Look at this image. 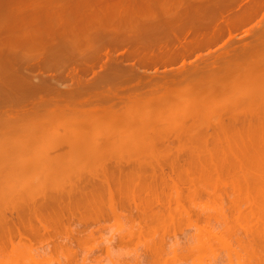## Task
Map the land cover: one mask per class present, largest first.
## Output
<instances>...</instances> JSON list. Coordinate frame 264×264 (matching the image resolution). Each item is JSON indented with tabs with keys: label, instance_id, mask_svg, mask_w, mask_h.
<instances>
[{
	"label": "rangeland",
	"instance_id": "rangeland-1",
	"mask_svg": "<svg viewBox=\"0 0 264 264\" xmlns=\"http://www.w3.org/2000/svg\"><path fill=\"white\" fill-rule=\"evenodd\" d=\"M83 1H85V2H83ZM105 1H106V3H110V4H106ZM105 1L104 0H102V1L101 0L100 1H98V0H87V1L86 0H78V2H77V0H0V58L1 57L4 58V59L1 58L0 61L3 60L6 62V60L8 58H12V59H14V61L12 60V63L13 62L14 63L11 64L10 63L11 60L9 59L8 60L9 63L7 61L6 65L9 64V66L13 65L14 67H16V65H18L17 67H20L21 64L25 65V63H26V69L27 70L23 66H21L25 69V70L23 69L24 70L23 72L26 75L28 74V76L31 79L34 78L33 79L34 82H36L35 79L38 82V78H42V76H43V78H50V80L53 81L52 82L53 84L61 85L60 87L62 88L63 91H67V90H69L70 87H71L70 88V90H71L75 86L76 82L74 79H72L71 71H72V68L74 66L79 65L78 59L77 60L73 59L71 61H70V59H67L66 55L68 54V52H71V51H72V53L77 52L76 58H79V55H78L79 50L78 49L75 50V46H77V45H75V46L73 45V47H74L73 48L72 44H70L71 42L73 43V42H77V41L79 42L80 41V43H82L83 41L85 42V40H86L85 43H94L95 45H97L96 47L98 48V45H100L101 42L102 43L107 42L109 39L112 41L114 39V37L115 38L116 37L119 38L121 36L122 37H130V39L132 38L131 41L133 42L134 41L133 36H135V40L136 39L137 40L134 41V43H132V42L131 43H128V42L125 43V45L123 46L124 48L121 47L123 42H122V44L120 43V41H118L119 43H116L117 40L112 43V45L116 44L115 47L110 45V43H111L110 41L107 42V44H109L108 46L106 45V43L102 44V45H104L103 47H105L102 49V51H105V52L109 51V50L113 51L114 48H115V50L113 52H115L117 44L118 45L120 44L121 50L119 49L118 52L116 51L115 54L118 53L117 55H119L120 53L121 54L125 53V58H127L126 57V50L128 49V47H130L129 44H131V45L136 44L138 46H135V47L140 46L142 48H144V46L146 47L147 45L150 47L152 44L155 45L156 43H157L156 46L157 47L159 46L158 48H160L161 47L160 45H163L162 42L164 44L169 43L170 45H178L179 41H177V40L181 39L180 40V42H181V41H185V38L186 39L188 38L187 40L193 38L194 33L192 34V32H193L192 30L189 31L190 28H193L196 30L200 26L201 33L208 35L210 33H207V32H210L211 29L216 26L215 29H220V32L219 31H217V32L219 33V35L221 37L218 36L217 35L218 33L216 32L217 33L216 35L219 38L217 39V37H216V39H214L215 41H213L214 43H212L208 47L207 46L203 47L202 50H200L201 49L200 48L198 51L195 50L196 52L193 51L194 56L191 54L185 56L187 58L186 61L188 62V63H186L185 66H183L181 63L182 59L185 57H183V58L181 57V59L179 58L178 61H174L176 63H174V62H171V63L166 62V64H165V62L163 64L160 63L158 65V67L156 66V64H158V63H156L155 65L142 63V64H146L148 66H146V65L141 66V64H140L141 62L139 63L135 60L136 58L131 57V59H127V60L125 59L123 61L124 62L123 64H125V63L130 64L131 63V66L128 64H126V66L128 68L129 67L133 68L132 67L133 66L132 61L134 63L137 62L138 65H137V63H135L137 69H135L134 71H137L139 73L138 74L139 76L138 75L136 76L135 72H131L132 73L131 74L128 71L126 73V75H128L130 73L128 75V77L126 75L121 76L122 78L119 77V79H118V77H114L112 79L113 82H112V80L109 81L110 79H106V82H108L107 84H105L106 82L103 83L104 81L101 83L98 82L100 84L93 85L94 87L92 86V88H89L88 90L84 91L85 93H82V94L72 95V96H69L68 94H61V95L57 94L59 96L57 98L58 101L56 103L53 101H50V100H48L49 102L44 100V99H47L49 97H52L51 95L55 96L56 94L54 95L52 93L42 92L43 95L40 94L41 96L37 95V94L34 95L32 98H31V96H29L30 97V98L28 97L29 99H27L25 101H20L19 103L7 104L5 106L4 105L1 106L2 105L1 104L0 105L1 106L0 107V114H1L0 115V151L4 150V145H6V144L8 145V143L11 147L10 149H13V147L15 146V145L13 146L14 142L11 141V143H12V145H11L9 140H14L15 138H16L15 140H17L20 138V136L24 137V135L26 136L27 134H28V136H30L29 132L31 130H32V132H30L31 135H34L32 133L36 132V135L38 133V135L41 136L40 138L43 139L45 142L46 141L48 142L49 138H52L51 136L53 134L50 131L53 129L55 131L57 130L58 132L60 131L59 134L61 136L60 135L59 136L61 138H63L64 136L65 137L66 136L71 137V136H76V135H78V136L82 135L81 137H84L85 139L81 138V145L83 144V146H81L80 149L81 150L84 149L85 151L84 150H82V151H84L86 153L88 151L87 149H89V148L91 149V147H94L93 145H95L96 142L93 143V141L99 139V137L100 138L104 137V139L106 138L107 139L106 145L112 146V148H114L115 146H113L114 145L113 142L112 143L110 142L111 140L114 141V139H112L114 137H112V136H118L121 132L122 135H119V137H117L115 140H118V138L121 139L123 136V138H125V139H123L124 143L123 144L121 143V144L123 147L125 146L126 149L128 148V150H126V149L125 150L129 151L130 149H132L133 151H135L137 158L140 154L139 157H142L141 159L144 160L146 158L149 159L148 157H151L153 153L155 154L154 150H156L157 148H159L158 151H163V148H162L163 144L160 143L161 144L160 145L159 143H157L154 145L153 144L150 145L151 142L149 141L150 143H148L147 140L149 138L151 139L153 137H158L159 134L163 136V134H165L166 132H167V134L170 135L169 132H171V134L173 133L174 135L172 134L169 137H171V139L174 141L172 144V146L173 145L175 146V147L173 146V148H172V150L174 152H175V149L177 146H180L182 144L181 147L184 148V146H186V144L190 143V146L189 145L186 146V148L189 146L186 150H188L190 148L189 150H192V152H194L196 154H198V153L202 154L203 158L207 155L209 157L208 159H210V160H208L207 156L205 157L206 159L204 158L205 160L200 157L201 160H204L202 162L206 163V165L203 163L204 167L208 166V165L209 166L207 168L205 167L206 170L204 169L205 171H203V172H196L197 169L198 170L201 169L202 166L201 167L200 166L195 167V165H194L195 170L193 169L192 171H195V173L193 172L194 174L192 177L195 176L194 178L196 180L194 179L195 180L194 181L190 176L191 179L188 178V180L186 179L185 181H187L188 185H189L190 184L189 182H191L190 180H192V183L195 182L194 184L196 186H199L200 189L206 188L207 190H210V191L213 190L211 192L212 195L209 194L210 192L207 193L204 191V195H200L199 197L195 195L197 198L193 196V198L191 199L192 202H189L190 200L189 201L185 200L186 202L183 201V204L185 203L184 206L190 205L189 207L190 208L192 207V209L195 210L194 211L191 209L192 214L195 212H198L200 214V217L203 214L206 215V213L204 212V210L206 209V211H207L206 218L207 219L209 218L208 221H210V218H212V216H213V215L210 216V214L214 213L215 216H213V217L217 218V216H218L217 212L218 211L221 212V209L219 208V207H221V201H219L220 199L216 195L217 193H218V195H219V193H221L222 195L221 194L220 195L222 196V199L224 197V201H223L224 207H226L228 209L231 208V207H228L230 204L229 203L230 200L235 201V199H236V202L231 201V203H235V206H236L237 202H238L237 204L240 203L239 204L240 206H238L240 208V212L233 211V210L231 212L229 210L228 217H226V219L228 218L227 222H226V220L223 221L226 223V225L222 222L223 214L220 213L219 216L221 218L218 216L217 220L219 221L220 219H222L219 221V222H221L222 226L220 225V223L216 224L217 221H213V220H216V218L211 219L212 225L210 226L211 221L210 222L205 221L207 219L205 217H203L204 216L203 215L202 219L204 218L203 221H205V222L201 221L202 220L201 218L199 219L201 221V223L195 221V219H194V221L199 224V225L197 224V226H196L197 228L195 226L189 224V222H188L187 218L184 216V214L180 215V213L175 212L173 215V218H172L173 220L172 219H168V221L165 220L167 222L159 221L160 227H157L158 229L156 228V226H158L159 223L157 225H153V228H152V226H150L148 228V230L146 229L144 231V233L145 232L149 233V231H150L149 229H151V231L149 233L150 235L147 233V237L151 238V242H149L150 239L148 241L147 237H145L147 240H144L145 239L144 236H146V234H144V233L140 234L139 230H136V229H133L134 231L131 230L132 224L130 221H132V220L128 219V214H129L130 208L126 207V208H128V209H126L128 212L125 209H123V211L121 209V211L123 213V215H121V213H120V215L123 216V220H122L121 216L111 214L114 212H111V209H109V207L107 205H103L104 206L103 209L107 206L105 208V214L107 212H110V213L109 214L107 213L108 216H106L107 214L105 216L103 215L104 218L103 217L102 218L104 220L101 218L102 220L100 219L99 225L97 222H96V224L92 223V222H91L92 224L90 223L91 225L88 224V226H87L88 231H90V229H91L92 230L91 234H94L93 236L88 237V236H90L89 235L90 233L88 234V231L86 230V228H85V230L87 233H85V234L83 233V230H84L83 227H86L83 225L82 227L81 226L77 227L78 230L80 227L83 229L82 231H80L81 228L79 230L82 233V235L84 234L83 237H82V235H80L81 233L79 234V231H78V233L74 232L72 234L68 232L69 235H71V237L72 236L74 237V239H72L73 237L72 238L70 236L68 237V235L66 237V233H67L66 230H62V232H60L58 234L59 236L57 235V237H54L55 240L53 238V240L55 242L59 241L61 243L63 241L62 245L66 243L67 246L71 247L72 252H70L69 249L66 248L67 247L66 245L65 246L55 245L56 243L52 239H48L47 242H45L46 240L44 241L42 238H39L38 240H37V238H34V240L32 238V247L29 250L30 253L27 252V254L26 253L24 254L21 252L20 253L17 252L18 254L15 253L14 255L11 256V259H13V261L9 260L10 256L3 254V255H0L1 256L0 259L5 258L6 260L2 259V260H0V263L8 264V263L12 262L11 264H51V262H52V264H137V263L138 264H140V263L144 264L145 262H148V261L142 260L144 254L147 250L151 255L147 252V254H145V255L148 256V254H149L150 257H147V259H145V260H149V262H148L149 264H152L151 263L152 260L154 261L153 264H156V263L157 264H161V263L162 264H229V263L230 264H264V251H263L264 250V241H263L264 240V238H263L264 228L262 229L263 232H261V228H262L261 223L262 222H263L262 226L264 227V221H263L264 220V218H263L264 217V212H263L264 211V198H263L264 197V194H263L264 193V181H263L264 180V169L262 170V168H264V148H262L264 146V139H263L264 138V126H263L264 125V118H263V116H264L263 111L264 110L262 111V109H264V107L259 108L261 104H262V106L264 105V100H263L264 99L263 98L264 92H263V94L261 93L262 92L261 90L259 92V89H261L260 86L262 84H263L262 88H264L263 87L264 83H262V81L264 82V78H263L264 72L262 73V70L264 71V26L262 25L263 27H261V24L259 25V23H258V21H260V18L262 16V15H260V13L262 12L261 10L264 8H262V9L260 8L261 9L260 13H259V15H257L258 18L256 17L255 19H252L249 22H246V24L244 23L245 21L242 19L241 20L242 22L239 21L238 22L239 26H237L238 23L236 24L234 21L231 22L232 19L230 17L233 16L234 12H236V9L238 11V9L242 6H244L243 4H246L249 0H238V1L237 0H231V1L230 0H109L110 2L108 0H105ZM236 3H239V4L237 5ZM231 4L234 6H232ZM240 5H242V6H240ZM238 6H239V8H238ZM232 8L235 11L232 10ZM208 9L209 10L213 9V10L212 11L210 10L211 11L210 12ZM159 10H160V13H159ZM162 10H164V11H162ZM151 11H153L154 13H152ZM157 11H158V13H157ZM192 11H193V13H195L197 15L195 16L192 13ZM197 11H198V13H197ZM230 11H234V12H232L233 14ZM212 14H215V15H212ZM208 17H210V18H208ZM211 17H213V18L216 17L217 21L220 19L221 22L222 21H224V22H222V24H221L220 21L219 22L216 21V18L213 19ZM168 19H169V21H168ZM177 19L181 21V24L179 23L180 21H178ZM182 20H183V22H182ZM213 20L216 21L217 25H215V22ZM188 21L193 22V23L191 22L190 25L191 24L197 25L196 26L197 28L190 27V25H189V27L187 28L189 33L185 32V31H187L186 25H187V23L189 24ZM169 22H170V24H169ZM207 22H208V24H207ZM218 23L222 26H220ZM231 23H234L235 26H233V27L235 30L232 28ZM242 23H244V25ZM176 24L178 25L177 27H176ZM193 25H191V26H193ZM208 25H209V27H208ZM210 25L213 27L210 28ZM130 26H132V27H130ZM141 26H143V28H145V29L142 30ZM156 26L159 28H157ZM179 27L180 28L185 27L184 28L185 35H184V33H182V35H181V32H180V34L177 33L178 30L183 32V28H182V30H180ZM139 28H141V30ZM146 28H148V29H146ZM166 28L168 29V31H166L167 30ZM169 28H171V29H169ZM91 29H93V31ZM158 29H163V30H159V33H158ZM175 29H177V30H175ZM231 29H233V30H231ZM111 30L113 32H111ZM214 30H212V31L215 33ZM246 30H248L247 32H249V31H251V32L247 33V32H245ZM140 31H142V32H140ZM155 31L157 32V34L155 33ZM163 31H164V34H163ZM151 32H153L154 34H152ZM190 32H191V34H190ZM106 33H107V35H106ZM146 33H147V35H145ZM148 33H150V35ZM174 33L178 34V36H180V39H179V37H175ZM230 33H231V35H230ZM130 34H131V36L132 35L133 36L132 37L129 36ZM223 34H224V36H223ZM148 35L151 38L150 37L148 38L147 37ZM216 35L214 34V37ZM159 36H161V37H159ZM232 37H233V39H232ZM145 38H146V40L147 39L148 40L145 41ZM154 38H156V39L158 38V39L156 40ZM165 38L168 40H166ZM220 38H221V40H219ZM56 42L59 44H57ZM60 42L61 43L63 42V43L61 44ZM146 42H148L149 44L145 45ZM65 43H69V44H66L67 45L66 46ZM96 43H98V44H96ZM150 43H152V44H150ZM95 45L92 46V48L94 47L96 49ZM102 45H100V46L102 47ZM134 45L132 46L133 48H134ZM69 46H70V48H68ZM110 46H112L113 50L111 49ZM156 46H154V48H156ZM58 47H59V49H58ZM132 47H130V48L132 49ZM149 47H148V49L151 50L152 48L151 47L149 48ZM152 47H153V45H152ZM65 48L68 49L69 51H66V50L64 51L63 49H65ZM83 48L84 47H82V49ZM56 49H57V51H56ZM131 49H129V50H131ZM51 51L52 52L55 51V52L51 55ZM62 51L64 52L63 53L64 55L61 56ZM102 53H104V52H102ZM34 54H35V56H34ZM199 54L203 55V56L201 55V58H204L203 59L204 61H202V62L197 61L196 56H199ZM30 56L31 57H37L38 56L37 58H35V59H38V61L37 60H34V61H37L36 63L37 64L39 63L40 66H42L40 69H39V67H38V69L35 68L36 65L34 66V64H35V63H33L34 61L31 62L30 60H32V59L28 58ZM68 56H69V54H68ZM26 57H27V60H29L33 64L31 66H34V68H32L30 65H28V64H30V63H28L29 61L28 62H26L27 60L25 61L24 58H26ZM63 57L64 58L66 57V59L69 60L68 62H70V63L65 61L66 59L64 60ZM5 58H7V59L5 60ZM70 58H71V56H70ZM15 59L17 60L16 62H15ZM57 59H59V60H57ZM75 61L77 63L76 65L74 64ZM5 62L4 63H2V61L0 62V73L2 71L7 72L9 70H11V71L15 70V68L13 66L10 67L11 69L9 67L4 68ZM192 63H194V65ZM139 64L141 66L140 69H138L140 67ZM71 65L72 66L74 65V66L72 67ZM97 65L98 64H96V67L99 68ZM144 66H146V67H144ZM261 66H263V67H261ZM17 67H16V69H17ZM6 68H9V69L7 70ZM100 69H99V71L101 73L102 70H100ZM43 70H45V71H43ZM255 70H258V71H255ZM92 71L93 70H90L89 72H87V74L85 73V77L88 79L93 78V75L95 74V72L93 73ZM255 72L258 74L253 76V74ZM259 72L262 74L263 77L260 76L261 74ZM2 73L0 74L1 76H2ZM41 73H44L45 76H47V77H45L44 74L41 75ZM258 75H259L258 82L255 80L253 82V79H251L252 76L257 80ZM82 76H84V73L82 74ZM124 77H126V78H124ZM131 77H133V78H131ZM0 78H2V77H0ZM261 79H263V80H261ZM1 81L3 82V80H0V82ZM255 83L257 85H258V83H260L259 84L260 86L258 85L259 87H255L256 86ZM96 86H98V87H96ZM252 86H254V88L258 89V90H256V89L254 90V92H256V93L258 92L257 95H256V93H255V95H253V91L252 92L250 91V90L254 89ZM116 91H117L116 95L119 94V96H115L114 93ZM249 92H250V94H249ZM138 93H139V95H141L140 100L138 99L139 95L138 96L136 95ZM260 93L262 95L261 98L259 96ZM93 94H96V95H93ZM100 94H101V96L104 95V96H102L103 97L102 99H100ZM143 94H145V95L143 96ZM97 95H99V99L97 98L98 97ZM106 95H108V96H106ZM248 95L249 96L251 95V99H252V96L254 98L251 100L249 97L248 99L251 100L249 102H251V103L253 102L254 104L253 103L252 104L253 105L256 104L257 105L256 107L259 108V109L255 108L257 111L259 110V112L256 114H255L256 110L254 108H252V104L250 103L251 105H249V102L246 101V99L243 97V96L246 97ZM91 96L93 98H90ZM241 96L243 97V99ZM94 97L97 99L95 100ZM87 98L94 99L95 101L90 100L88 102V101H86ZM108 98H110V100ZM119 98H120V101H119ZM134 99L141 101V102H139V104L135 103V105L136 104L138 105L137 107L135 106L136 107L135 110L139 111L138 113H141V115H142V111L145 113L144 108L152 111V112H150V116L147 118L148 120H146V121H148V122L153 121L152 123H154V124L156 122V124H158L157 127H156V125L149 124V126L153 125V126H150V128L152 129V127H153V129L152 130L150 128L148 129V127H149L148 126V127H146V129H147L146 130L145 127L142 128L143 126L142 127H140L139 125L137 126L135 123H134L135 125H131V124H133V122H131L130 125H127L126 123H124V122L129 121V120L134 121V116H132V112H130V110H128L132 106L131 103L134 101ZM239 100H240V102H239ZM261 100H263V101H261ZM42 101H43V103H42ZM83 101H85L87 103H85ZM247 102H248L249 106H247ZM258 102H260V103H258ZM258 104H260V105H258ZM54 105L56 106V108ZM126 105H128V106H126ZM129 105H131V106H129ZM216 105H218V106H216ZM232 105H236L234 107V109L235 108L236 109L235 110L233 109L230 111L229 109H230V106H232ZM57 106H58V108H57ZM114 106H115V108H114ZM209 106H211L213 108V110H210L211 107L209 108ZM224 106H225V109H223ZM53 107L55 110L53 109ZM92 107H94V109ZM96 107H97V109L98 108L100 109L102 107H103L102 109H104V108L107 109L108 107H110L112 109H110V108H109V110L104 109V110H106L104 112H103V110L101 111V109H100V112H98L99 109L97 110ZM216 107H218V108L221 107V108L219 110V109H216ZM249 107H251V108H249ZM35 108H38L39 110L37 111V109H35ZM46 108L47 109L52 108V109L47 110ZM86 108H88V110L93 109V111L96 109L98 113L96 111L88 112ZM248 108L251 109L250 111H252L254 109L255 110L254 113H253V111H252V113L251 112L249 113ZM57 109H58V111H57ZM61 109H62V111L60 113L63 112L66 115L63 113L62 114L59 113V110H61ZM64 109H65V112H64ZM113 109H114V112L112 111ZM126 109L128 110V112ZM206 109H207V111H205ZM208 109L210 112L212 111L211 114H213V116L210 114ZM33 110L37 111V112H34L35 114H37L39 111H42L41 112L42 114L39 113V116H37L38 115L37 114L35 117V116H33V115H35L33 113ZM43 110L44 111L46 110L45 111L46 113H48L47 111H49V114L52 112L51 116L48 114L50 118H46V113H44ZM76 110H78L79 112ZM84 110L87 111L86 112L87 115L83 114L85 112ZM244 110H245V112H244ZM73 111H74V113H78V115L75 114L77 116L74 117ZM80 111H82V112H80ZM118 111L120 112L121 115L119 114ZM260 111H262V112H260ZM135 112H134V114L136 115L137 113H135ZM220 112H221V114H220ZM55 113L60 115V116L58 117V115H56ZM91 113H94L96 116H90ZM7 114L8 115L11 114V116L10 115L8 116ZM190 114L192 115V117ZM232 114L235 115V117L233 115L234 118L232 117ZM40 115H43L44 119H43V116H41L42 118H40ZM117 115H119L118 119L116 118ZM122 115H124V116H122ZM89 116L91 118L92 117L93 118L91 119ZM126 116L127 117L129 116V118H126ZM137 116H138V114H137ZM231 117L234 120H235V118H236V120L238 119V121L235 120L236 121V123H235L234 120L231 119ZM34 118L36 119V122L37 121L42 122V120L49 121L51 118H52V121L50 120L49 121L50 123L48 122L47 125L43 124V126L46 127L45 129H44V127H41L43 130L40 129V125H39V127H38L39 130H37L36 127H33V126L30 127L31 124L29 122L35 121ZM135 118H136V116H135ZM139 118H141V117H139ZM250 118H251V121H249ZM142 119L143 118H141V120ZM222 119L226 122L225 124H227L229 121H232V123L234 122L233 123L234 127L231 126L232 129L230 130V128H229V131L227 129L226 135L224 134V131H223L225 129L220 131L217 127L218 121L219 120L221 121ZM121 120L123 121V125L117 124V127H119L121 125L120 127L122 128V130H121V128H118L120 130L117 129V131H116V129H115L116 126H115V128H113L115 130V132L113 133L114 130L111 129L112 126H110V125H113L115 122H119V121L121 122ZM27 121H29V122L27 123ZM74 121H77V124H78V121H79V123L82 122V123H80V126H81L80 130L81 131H79V132H81L80 133L81 135L79 134V132H78V134H76V131L79 128V125H74V123H75ZM7 122H10V123L8 124ZM46 122H45V124H46ZM52 122H53V125H52ZM112 122H114V123H112ZM135 122H138V120L135 119ZM242 122H244V124ZM246 122L248 124H251V122H252L253 124H251V126L249 127ZM4 123H6L7 126H5ZM11 123H13V124H11ZM23 123H25V125H23ZM230 123L227 124L228 126L226 125L227 127L225 125L224 126L226 128H228V127H230V125H229ZM20 124H22V125H20ZM191 124H192V126H191ZM236 124H237V126H236ZM163 125H165V127ZM4 126L7 128H5ZM11 126H13V127H11ZM166 126H168L169 128L168 127L166 128ZM235 126L237 128H235ZM8 127L9 128L11 127L12 129L11 128L9 129ZM27 127H28V130H26ZM29 127L31 129H29ZM47 127H49V129ZM136 127H140V128H136ZM155 127H156L157 131H155ZM159 127H160V129H159ZM174 127H177V129ZM245 127H247V128H245ZM163 128H165V130ZM172 128H174V130H172ZM248 128H250V129L248 130ZM252 128L254 129L253 134H255V133H257V134L253 135L251 133ZM255 129L257 130V132ZM19 130H21V131H19ZM234 130L235 131L237 130L238 133H235ZM42 131H43V133H42ZM44 131L46 132L45 133L46 137H43L45 135H42V134H44ZM47 131H49V132H47ZM124 131H126V132H124ZM141 131H143V132H141ZM239 131L241 133H239ZM154 132L155 133L157 132V134H155ZM162 132H165V133L162 134ZM249 132H250V134H249ZM1 133H3V134H1ZM130 133H133V134H130ZM109 134L110 135L112 134V136L110 137ZM153 134H154V136H153ZM47 135L48 136L50 135V137H48ZM176 135L180 136L181 139H183V137H184L185 140L183 139L184 141L183 140L181 141V139L179 140V138L176 137L181 142V144H179L178 143L179 141H177V139L174 138ZM223 135H224V137H223ZM227 135H228V137H227ZM101 136H103V137H101ZM143 137L145 138L144 140L142 139ZM189 138L192 140V142ZM234 138H236V139H234ZM3 139L5 141H3ZM256 139L257 140L259 139L260 141L259 140L257 141ZM261 139H263V140L261 141ZM43 140H41V141H43ZM125 140H126V142H125ZM4 143H6V144H4ZM176 143H178V144H176ZM33 145L34 144H30V147H32ZM66 145H68V143H66L63 146L64 148L61 146V144L58 145V147L56 148V149H58L57 153L69 152L67 150L70 149L69 148L70 146L68 145L69 146L68 147ZM103 145H105V144H103ZM128 145H129V147H128ZM133 145L135 148H130L131 146L133 147ZM123 147H121V148H120V146L117 147V152H121V151L124 152L123 150H121V149L125 148V147L124 148ZM181 147L180 148L178 147V148L182 149ZM6 148L8 149V146H5V150H4L5 152L7 150ZM203 148H204V150H203ZM231 148H233V149H231ZM250 148H251V150H250ZM10 149L7 151L10 152L11 151ZM80 149L78 148L76 150L81 152ZM134 149H136V150H134ZM243 150H245V152ZM197 151H198V153H197ZM52 152H54L53 154H55L56 150L51 151V153ZM115 152H116V149H115ZM142 152H145V153H142ZM183 152H184V150H183ZM135 153L133 152V154H135ZM254 153L258 154V156L256 154L254 155ZM241 154H243L242 155L243 157L241 156ZM212 155H213V159L211 158ZM28 156H26V157H28ZM222 156H223V159H222ZM217 157H219V159ZM23 158H24V156H23ZM214 158H215V160H214ZM86 159L89 160V164L88 165L86 164V165L90 171L91 170L99 171V170H96V169H99V167L96 164V162H94V160H91L90 158L89 159L85 158V160ZM192 159H193V162H194V160H195V162L199 161L197 158L195 159V157ZM211 159H212V161H211ZM253 159H255V160H253ZM195 162H194V164H195ZM231 162H233V163H231ZM244 162H245V164H243ZM1 163H2V161L0 160V164ZM131 163H129V164H131ZM2 164H5V163H2ZM2 164H1V169H4L2 167H5V170H7V172L9 171L8 170L9 167H10V169L12 168L9 165H8L9 167L6 166L7 164H5V165H2ZM133 164H135V163H133ZM133 164H132V166H133ZM197 164H198V162H197ZM197 164H196V166H197ZM249 164H250V167H248ZM41 166H43L45 168L44 173L48 171V170L46 171V169L50 168L49 165L44 166L43 164H40V168L42 170H44V168H42ZM81 166L83 167V170L89 172V170H86V167H84L85 165L84 166L81 165ZM31 167L29 170H28L29 167H27V169H25V170H23V168H25V167H21L22 168L21 171H20L21 168L17 170L18 171L17 176H16L17 171L15 173L12 172L15 176L11 175L12 173L9 174V173L5 172V173H7V175L5 173H4L5 175L4 174L3 175L8 177V174H9V178H10V179L8 178L9 180L7 179L9 181L7 183L5 182L6 181L5 179L7 177L5 178V177H3V175H0V181L4 180L2 183L0 182L1 183L0 185L3 186V185L8 184L7 186L9 188L5 192L3 190H5L7 188L0 189V192H1V194H0V201L1 202L0 203H3L5 201L6 202L11 201L12 196L10 197V195H11L10 191L12 192V190H16L15 187L21 188L25 184L30 186L34 182L36 184V186L38 184L40 186H42V187H40L38 185V188L40 187L39 189L38 188L33 189L34 193L38 192V190L43 188V185H41L43 183L42 178L44 175H46V173L42 176L43 171H40L39 167H38V171H36L37 167L33 166L32 168L34 169V172H32L33 169ZM34 167L36 168V170ZM125 167H127V166H125ZM129 167H131V165L128 166V168ZM247 169H251V171L247 170ZM22 171L25 173L27 172L26 173L27 175L25 173H23ZM28 171H31L32 174L29 173ZM259 172H260V174H259ZM186 175H187V173H186ZM189 175H190V173H189ZM172 176L174 177L172 179L176 180V179H178V176H180V175H177V177H176L174 174H172ZM181 176H182V174H181ZM183 176H185V175L183 174ZM13 177H15V178H13ZM20 178L23 180H21ZM31 178H32V180L33 179L34 180L32 181ZM182 178L183 177H181V179ZM186 178H187V176H186ZM27 179L29 182L31 180L32 184L29 185V182L26 183ZM44 180H45V177H44ZM38 181H40L41 184ZM168 182L171 183V181H168ZM187 182L184 183L185 185L182 183H180V184H182L185 188V186H188ZM259 182H261V183H259ZM48 185H49L48 183H47V185L45 183L44 186L48 187L47 188L48 190H46V191L50 192V188L52 186H50V188H49ZM50 185H51V183H50ZM235 186H236V188H235ZM34 187H35V185H34ZM46 187H45V189H46ZM208 187H209V189H208ZM10 188H12V189H10ZM28 188H30V187H28ZM214 189H216V191H215V193L217 192L216 194L215 193L213 194ZM217 189H218V191H217ZM235 190H237V192H235ZM256 190H258V191H256ZM166 191L170 192L169 189L168 190L166 189ZM185 191H186V189L184 190V193H186ZM17 192H18L17 196H19L20 195L19 193H21V191L20 190L18 191V189H17ZM168 192L165 193L166 194L165 197H167L169 195ZM256 192H257V194H256ZM8 193L10 195H7ZM22 193L24 195H26L25 190H22ZM201 194H203V193H201ZM21 195H20V197H22ZM172 195H173V193H172ZM214 195L217 197H214ZM6 196H9L10 198L6 199L7 198ZM17 196H15V197H17ZM37 196H38L37 199H39L40 198L39 195H37ZM15 197H12V199ZM170 197L171 196H169L168 199H170ZM174 197L175 196H173V198ZM232 197H233V199H232ZM173 198H172L171 203L175 204V199H173ZM4 199H6V200H4ZM17 199H19V198H17ZM40 199H42V198H40ZM165 199L167 201V198H165ZM13 200H15V199H13ZM19 200H21V198ZM19 200H16V201H19ZM103 200L106 203V201H108L107 196H106V201H105V198H103ZM257 200L260 203L257 202ZM194 202H196V203H194ZM188 203H190V204H188ZM226 203H227V205H226ZM194 204H195V206H194ZM172 206L175 207V205H172ZM198 206H200V208ZM231 206H234V205L232 204ZM189 207H187V208H189ZM201 207L203 208L204 213L202 212ZM217 208H219V209H217ZM200 209H201V211H199ZM119 210L120 209H118L117 212H121ZM124 210L126 211L125 213H124ZM135 213L136 212H134V214ZM198 213L196 215H198ZM216 213H217V215H216ZM114 214H119V213H114ZM193 216H195V215L193 214L192 217ZM175 217H177V218L175 219ZM195 218H197V217L195 216ZM169 220L171 223L173 222V225L170 224ZM76 221L77 220H75V221L73 220V223H72V221H70L72 224L71 225L69 223L70 227L76 228V225L78 224ZM163 222L166 224H164ZM213 222H214V224H213ZM161 223L163 224L164 227L161 226ZM167 223H169L171 226H167L168 225ZM227 223H228V225H227ZM152 224H154V223H152ZM89 225H90V227H89ZM128 225H129V227H128ZM216 225H218L220 227L218 228V227H216ZM124 226L126 227V228H124V230L125 229L127 230L131 227L129 230H127L129 233L126 232L123 234V232H124L123 227ZM209 226L211 227V230H210ZM213 226H215V229H213L214 228ZM198 227H199V229H198ZM216 228L218 229V233H217ZM256 228H258V230ZM93 229H94V231H93ZM219 229H223V230H219ZM85 230H84V232H85ZM219 231H220V233H219ZM73 234L77 235L78 239ZM125 234H127L128 236ZM199 234H203V235H199ZM256 234H258L257 237H256ZM259 234L261 235V237L259 236ZM122 235H124L125 238ZM120 236H121V240L123 239L122 240L123 242L120 240ZM153 236H154V238H153ZM75 237L77 239L76 241H75ZM80 237L88 238V239L79 240ZM134 237H136V238H134ZM140 237L143 239H141ZM161 237L163 238V241H164V242H162L163 244L162 243L160 244L159 242H157V241H160V242L162 241ZM65 238L66 239L68 238V240H66ZM69 238H71V239H69ZM133 238H134V240H133ZM200 238H202V239H200ZM258 238H261V239H258ZM188 239H189V241H188ZM69 240H72V241L69 242ZM73 240H74V244H73ZM152 240L153 241L155 240L157 243H155V242L152 243ZM238 240H240V241H238ZM77 241H80V242H77ZM145 241L150 244L149 245L148 243H146L148 246H150L148 248H152L153 246L155 248V247H157V244H160L162 246V248L164 246L163 252L161 249V252L163 253V254H160L161 256L159 254L156 255V253H155L156 256H160V257H158V259L154 258V259H156V261L153 259L154 256H152V255H154V252H153V254L151 252L154 248L148 249L147 245L144 243ZM151 243L154 245H151ZM181 243H182V245H181ZM70 244H71V246H70ZM173 244H175L176 246L175 245L173 246ZM186 245H188V246H186ZM261 245H263V246H261ZM172 248H173V250H172ZM7 249L10 250L11 248L9 247ZM159 249H160V247L159 248L157 247V248H155L154 251H157ZM73 250H75V252ZM149 250H151V251H149ZM5 252H7V251H5ZM131 252H132V254H131ZM73 253H74V255H73ZM137 253H138V255H136ZM158 253H159V251H158ZM29 254H30V256H29ZM146 256H144V258ZM133 258L136 259L137 261L134 260ZM7 260H8V263L6 262ZM14 260H15V262H14ZM157 260H159V261L157 262ZM139 261H140V263H139ZM148 263H146V264H148Z\"/></svg>",
	"mask_w": 264,
	"mask_h": 264
},
{
	"label": "bare ground",
	"instance_id": "bare-ground-1",
	"mask_svg": "<svg viewBox=\"0 0 264 264\" xmlns=\"http://www.w3.org/2000/svg\"><path fill=\"white\" fill-rule=\"evenodd\" d=\"M87 1V0H86ZM98 1H100V0H98ZM102 1V0H101ZM105 1V0H104ZM109 1V0H108ZM231 1V0H230ZM238 1V0H237ZM236 1V2H237ZM74 2V1H73ZM77 2H78V0H77ZM83 2H85V1H83ZM110 2V1H109ZM215 2V1H214ZM218 2V1H217ZM216 2V3H217ZM225 2V1H224ZM233 2V1H232ZM231 2V3H232ZM105 3H106V1H105ZM229 3V2H228ZM106 4H110V3H106ZM105 4V5H106ZM158 4V3H157ZM230 4V3H229ZM235 4V3H234ZM237 5L239 4V3H236ZM72 5V4H71ZM95 5V4H94ZM137 5V4H136ZM215 5V4H214ZM223 5V4H222ZM226 5V4H225ZM232 5V4H231ZM244 6H242V5H240V6H242V7H240L239 8V6H238V11H237V9H236V12H234L235 10L232 8V10H234V11H230L231 13L232 12H234V14H233V18L232 17H230L231 19V22L232 21H234L236 24L240 21V22H242L241 20L243 19L244 21V23L246 24V22H249L250 20H252V19H255L256 17H257V15H259V13H260V10L262 9V8H264V0H249L246 4H243ZM108 6V5H107ZM221 6V5H220ZM232 6H234V5H232ZM262 6V7H261ZM70 7V6H69ZM102 7V6H101ZM119 7V6H118ZM225 7V6H224ZM228 7V6H227ZM97 8V7H96ZM100 8V7H99ZM261 8V9H260ZM105 9V8H104ZM196 10V9H195ZM201 10V9H200ZM209 10V9H208ZM211 11L213 10V9H210ZM209 10V11H210ZM215 10V9H214ZM162 11H164V10H162ZM210 11V12H211ZM222 11V10H221ZM262 12L260 13V15H262L261 16V18H260V21H258V23H259V25L261 24V27H263L264 26V9H262L261 10ZM100 12V11H99ZM152 13H154L153 11H151ZM195 12V11H194ZM207 12V11H206ZM229 12V11H228ZM157 13H158V11H157ZM159 13H160V10H159ZM192 13H193V11H192ZM197 13H198V11H197ZM200 13V12H199ZM195 16L197 15V14H195V13H193ZM217 14V13H216ZM219 14V13H218ZM63 15V14H62ZM212 15H215V14H212ZM220 15V14H219ZM179 17V16H178ZM177 17V18H178ZM208 18H210V17H208ZM211 18H213V17H211ZM214 18H216V17H214ZM213 18V19H214ZM220 18V17H219ZM222 18V17H221ZM224 18V17H223ZM258 18V17H257ZM181 19V18H180ZM175 20V19H174ZM178 20V19H177ZM166 21V20H165ZM168 21H169V19H168ZM167 21V22H168ZM176 21V20H175ZM178 21H180V20H178ZM177 21V22H178ZM214 22H215V25H217V23H216V21H217V18H216V21L215 20H213ZM220 21V19L217 21V22H219ZM182 22H183V20H182ZM189 22V24L187 23V25H186V30L187 31H185V32H188L189 33V31H193L192 32V34L194 33V36H193V38H191V39H189V40H187L186 38H185V41H181L180 42V36H178V34H176V33H174V36L175 37H179V39L180 40H177V41H179L178 43V45H170L169 43H167V44H164L163 42H162V44L163 45H160L161 47L160 48H158L156 45H157V43L154 45V44H152V43H150V44H152L153 45V47H152V45L150 46L152 49L151 50H149L148 49V45L147 44H149L148 42H146V44L145 45H147L146 47L144 46V48H142V47H135V46H138V45H134V48L132 47L133 45H131V44H129V46L130 47H132V49L130 48V47H128V51L126 50V57L127 58H125V53L122 55L121 53L119 54V55H117V54H115L116 53V51L118 52V50L120 49V44L118 45L117 44V46H116V51L115 52H113L114 50H115V45L113 44L112 45V43L114 42V41H116V43H119L118 41H120V43L122 44V42H123V44H122V48H124L123 46L125 45V43H131L132 41V38L130 39V37H119V38H115L114 37V39L111 41L110 39L108 40V41H110L111 43H110V45H112V46H114L113 48H114V50L112 49V46H110L111 47V49L113 50V51H111V50H109V51H102V49L103 48H105V47H103L104 45H102L103 43L105 44L106 43V45L108 46L109 44H107V42H101L100 43V45H102V47L100 46V45H98V48L96 47L97 45H95L94 43H85L86 42V40H85V42L83 41H81L82 43H80V41L77 43V42H69L70 44H72V47H73V45L75 46V45H77V46H75V50L76 49H78L79 50V58H76L77 57V55H76V53L75 52H73L72 53V51L71 52H68V54H69V56H68V54L66 55L67 56V59H70V61L71 60H77L78 59V63H79V65H76L77 63H76V61H75V65L76 66H72L73 68H72V71H71V74H72V79H74L75 80V86L73 87V89H71L70 90V88H69V90H67V91H63L62 90V88L60 87L61 85H56V84H53L52 82V80H50V78H43V76H42V78H38V82H37V80L35 79V81L37 82H34L33 81V79H31L29 76H28V74L26 75L23 71L26 69V63H25V65L24 64H21L20 65V67H17L18 65H16V67H17V69H16V67H14L13 65H10L9 66V64L8 65H6L7 64V61L10 59L11 60V64H13L12 63V60L14 61V59H12V58H5V60H6V62L5 61H3V60H1L2 61V63H4L5 62V66H4V68L5 67H14L15 68V70L14 71H11V70H9V71H2L1 73H2V76L0 75V77H2V78H0V80H3V82L1 81L0 82V105L1 106H5V105H7V104H15V103H19L20 101H25V100H27V99H29L30 97L29 96H31V98L34 96V95H43L42 94V92H48V93H52V94H56L55 96H53V95H51L52 97H49V98H47V99H44L45 101H48V100H50V101H53V102H57L58 101V96L59 95H57V94H68L69 96H72V95H78V94H82V93H85L84 91H86V90H88L89 88H92V86L93 85H95V84H100L101 82H103V83H105L106 82V79H110L109 81H111L114 77H118V79H119V77H121V76H125L126 75V73L129 71L130 73L131 72H135V74H136V76L139 74L137 71H134L135 69H137V67H136V64L135 63H137V62H141L140 64H141V66L142 65H146V64H156V63H158V64H156V66L158 67V65L160 64V63H164L165 62V64H166V62H174V61H178L179 60V58L181 59V57L183 58V57H185V56H187V55H193V51L194 52H196L195 50H199L200 48V50H202V48L203 47H208V46H210L212 43H214L213 41H215L214 39H216V37H217V39L219 38L218 36H220L219 35V33L217 32V31H219L220 32V29H215V27L214 28H212L213 26H211L210 25V28H212L211 29V31L210 32H207V33H210V34H208V35H206V34H203V33H201V28H200V26L197 28L196 26L197 25H193V24H191V25H193V26H191L190 25V23L192 22H190V21H188ZM205 22V21H204ZM209 22V21H208ZM208 22H207V24H208ZM222 22H224V21H222ZM222 22L220 21V23L222 24ZM230 22V21H229ZM257 22V21H256ZM175 23V22H174ZM180 24H181V21L179 22ZM178 23V24H179ZM193 23V22H192ZM196 23V22H195ZM244 23H242L243 25H244ZM146 24V23H145ZM164 24V23H163ZM166 24V23H165ZM169 24H170V22H169ZM172 24V23H171ZM184 24V23H183ZM219 24V23H218ZM256 24V23H255ZM135 25V24H134ZM138 25V24H137ZM136 25V26H137ZM149 25V24H148ZM174 25V24H173ZM189 25H190V27H194V28H197L196 30L195 29H193V28H190L189 29V31H188V27H189ZM220 25V24H219ZM263 25V26H262ZM150 26V25H149ZM158 26V25H157ZM156 26V27H157ZM160 26V25H159ZM163 26V25H162ZM178 25L176 24V27H177ZM220 26H222V25H220ZM219 26V27H220ZM231 26H232V28L234 29V27L233 26H235L234 25V23H231ZM237 26H239V23H238V25ZM236 26V27H237ZM241 26V25H240ZM254 26V25H253ZM257 26V25H256ZM126 27V26H125ZM130 27H132V26H130ZM140 27V26H139ZM142 27V30L143 29H145V28H143V26H141ZM164 27V26H163ZM170 27V26H169ZM208 27H209V25H208ZM218 27V26H217ZM228 27V26H227ZM235 27V28H236ZM107 28V27H106ZM155 28V27H154ZM157 28H159V27H157ZM161 28V27H160ZM168 28V27H167ZM166 28V29H167ZM183 28V27H182ZM182 28H180L179 27V29L180 30H182ZM185 28V27H184ZM184 28H183V32L182 31H179L178 30V32L177 33H179L180 34V32H181V35H182V33H184ZM222 28V27H221ZM255 28V27H254ZM128 29V28H127ZM140 30H141V28H139ZM138 29V30H139ZM146 29H148V28H146ZM151 29V28H150ZM169 29H171V28H169ZM209 29V28H208ZM215 29V30H214ZM233 29H231V30H233ZM237 29V28H236ZM92 31H93V29H91ZM98 30V29H97ZM105 30V29H104ZM122 30V29H121ZM132 30V29H131ZM130 30V31H131ZM159 30H163V29H158V33H159ZM175 30H177V29H175ZM210 30V29H209ZM212 30H214L215 31V33L212 31ZM222 30V29H221ZM235 30V29H234ZM250 30V29H249ZM106 31V30H105ZM110 31V30H109ZM166 31H168V29L166 30ZM248 30H246L245 32H247ZM111 32H113L112 30H111ZM115 32V31H114ZM135 32V31H134ZM133 32V33H134ZM140 32H142V31H140ZM149 32V31H148ZM218 34H217V33ZM223 32V31H222ZM221 32V33H222ZM230 32V31H229ZM228 32V33H229ZM249 32H251V31H249ZM249 32H247V33H249ZM137 33V32H136ZM152 34H154L153 32H151ZM155 33L157 34V32L155 31ZM169 33V32H168ZM187 33V34H188ZM216 35L215 37H214V34ZM233 33V32H232ZM149 35H150V33H148ZM163 34H164V31H163ZM190 34H191V32H190ZM225 34V33H224ZM224 34H223V36H224ZM102 35V34H101ZM106 35H107V33H106ZM126 35V34H125ZM143 35V34H142ZM145 35H147V33L145 34ZM147 36L148 38L150 37V36ZM169 35V34H168ZM177 35V36H176ZM184 35H185V33H184ZM230 35H231V33H230ZM129 36H131V34L129 35ZM133 36V35H132ZM131 36V37H132ZM139 36V35H138ZM137 36V37H138ZM156 36V35H155ZM163 36V35H162ZM233 36V35H232ZM100 37V36H99ZM134 37V41H136L135 40V36H133ZM136 37V38H137ZM158 37V36H157ZM159 37H161V36H159ZM184 37V36H183ZM221 37V36H220ZM239 37V36H238ZM151 38V37H150ZM170 38V37H169ZM231 38V37H230ZM229 38V39H230ZM100 39V38H99ZM143 39V38H142ZM154 39H156V38H154ZM153 39V40H154ZM158 39V38H157ZM156 39V40H157ZM166 39V38H165ZM164 39V40H165ZM178 39V38H177ZM223 39V38H222ZM232 39H233V37H232ZM104 40V39H103ZM102 40V41H103ZM148 40V39H147ZM146 40V38H145V41H147ZM152 40V39H151ZM166 40H168V39H166ZM219 40H221V38L219 39ZM90 41V40H89ZM134 41L132 42V43H134ZM139 42V41H138ZM143 42V41H142ZM157 42V41H156ZM228 42V41H227ZM54 43V42H53ZM57 43V42H56ZM61 43V42H60ZM63 43V42H62ZM61 43V44H62ZM69 43H65V45L66 44H69ZM99 43V42H98ZM98 43H96V44H98ZM136 43V42H135ZM140 43V42H139ZM161 43V42H160ZM50 44V43H49ZM48 44V45H49ZM57 44H59V43H57ZM177 44V43H176ZM23 45V44H22ZM26 45V44H25ZM38 45V44H37ZM95 45V47H96V49L93 47L92 48V46H94ZM67 46V45H66ZM101 48H100V47ZM154 46H156V48H154ZM193 46V47H192ZM53 47V46H52ZM82 47H84L83 49H82ZM109 47V48H110ZM119 47V48H118ZM149 47V48H150ZM68 48H70V46L68 47ZM74 48V47H73ZM107 48V47H106ZM118 48V49H117ZM127 48V47H126ZM158 48V49H157ZM53 49V48H52ZM58 49H59V47H58ZM61 49V48H60ZM129 49H131V50H129ZM155 49V50H154ZM54 50V49H53ZM64 51L66 50V51H69L68 49H63ZM107 50V49H106ZM121 50V49H120ZM124 50V51H125ZM56 51H57V49H56ZM123 51V52H124ZM55 52V51H54ZM54 52H52L51 51V55L54 53ZM60 52V51H59ZM102 52H104V53H102ZM122 52V51H121ZM50 53V52H49ZM64 52L62 51L61 52V56L62 55H64L63 54ZM82 55V56H81ZM121 55V56H120ZM198 55V54H197ZM202 55V54H201ZM201 55L199 54V56H196L197 58V61H204L203 59L204 58H201ZM34 56H35V54H34ZM70 56H71V58H70ZM194 56V55H193ZM203 56V55H202ZM38 57V56H37ZM37 57H28V58H30V59H32V60H30L31 62H33L34 60H37L38 61V59H35V58H37ZM69 57V58H68ZM131 57H134V58H136L135 60L137 61V62H133L132 61V64H133V68H131V67H127L126 66V64H128V63H125V64H123L124 62V60L126 59H131ZM190 57V56H189ZM188 57V58H189ZM2 58V57H1ZM0 58V59H1ZM34 58V59H33ZM64 58V57H63ZM186 58V57H185ZM185 58H183L182 59V65L183 66H185L186 65V63H188L186 60H187V58L185 59ZM2 59H4V58H2ZM23 59V58H22ZM25 59V61L27 60V57L26 58H24ZM23 59V60H24ZM66 59V57L64 58V60ZM65 60V61H69V60ZM194 59V58H193ZM19 60V59H18ZM57 60H59V59H57ZM134 60V61H135ZM0 61V62H1ZM17 60L15 59V62H16ZM29 60H27L26 62H28ZM28 62V63H30V64H28V65H33L31 62ZM37 61H34L33 63H35L34 64V66L36 65V67L35 68H37L38 69V67H39V69L42 67V66H40V64L38 63H36ZM61 61V60H60ZM129 61V60H128ZM189 61V60H188ZM193 61V60H192ZM148 62V63H147ZM190 62V61H189ZM8 63H9V61H8ZM68 63H70V62H68ZM73 63V62H72ZM142 63H146V64H142ZM174 63H176V62H174ZM16 64V63H15ZM14 64V65H15ZM96 64H98L97 66L99 67V68H97L96 67ZM140 64H139V66H140ZM193 65H194V63H192ZM191 64V65H192ZM39 65V66H38ZM56 65V64H55ZM68 65V64H67ZM125 65V66H124ZM128 65H130L131 66V63L130 64H128ZM137 65H138V63H137ZM188 65V64H187ZM21 66H23V67H21ZM34 66H31L32 68H34ZM47 66V65H46ZM138 66V67H139ZM141 66L138 68V69H140L141 68ZM146 66H148V65H146ZM146 66H144V67H146ZM162 66V65H161ZM165 66V65H164ZM68 67V66H67ZM191 67V66H190ZM261 67H263V66H261ZM9 68H6L7 70L9 69ZM13 68V69H14ZM53 68V67H52ZM70 68V67H69ZM96 68V69H95ZM101 68V69H100ZM192 68V67H191ZM260 68V67H259ZM11 69V68H10ZM24 69V70H23ZM95 69V70H94ZM98 69V70H97ZM99 69L100 70H102L101 71V73H100V71H99ZM27 70V69H26ZM36 70V69H35ZM90 70H93L92 72L94 73L95 72V74L93 75V78H90V79H88V78H86L85 77V73L87 74V72H89ZM97 70V71H96ZM143 70V69H142ZM259 70V69H258ZM258 70H255V71H258ZM43 71H45V70H43ZM261 71V70H260ZM9 72V73H8ZM97 72V73H96ZM146 72V71H145ZM264 71L262 70V73H263ZM0 73V74H1ZM84 73V76H82V74ZM129 73V74H130ZM260 73V72H259ZM42 74H44V73H41V75ZM68 74V73H67ZM89 74V73H88ZM128 74V75H129ZM132 74V73H131ZM146 74V73H145ZM256 74H258V73H254L253 74V76H255ZM261 74V73H260ZM40 75V76H41ZM128 75H126L127 77H128ZM44 76H45V74H44ZM67 76V75H66ZM139 76V75H138ZM252 76V78L251 79H253V82H254V80L255 81H257L258 82V77H259V75L257 76V80L254 78ZM260 76H262V74L260 75ZM45 77H47V76H45ZM250 77V76H249ZM263 77V76H262ZM122 78V77H121ZM124 78H126V77H124ZM131 78H133V77H131ZM264 78V77H263ZM125 80V79H124ZM142 80V79H141ZM261 80H263V79H261ZM98 82H100V83H98ZM112 82H113V80H112ZM251 82V81H250ZM260 82V81H259ZM108 82H106L105 84H107ZM117 83V82H116ZM125 83V82H124ZM262 83H264L263 81H262ZM261 83V84H262ZM141 84V83H140ZM256 84V83H255ZM260 83H258V85H259ZM102 85V84H101ZM257 84H256V86L255 87H259ZM263 85V84H262ZM262 85L260 86L261 87V89H259V92H260V90L262 91L261 93L263 94V92H264V88H262ZM65 86V85H64ZM100 86V85H99ZM94 87V86H93ZM96 87H98V86H96ZM253 88H254V86H252ZM264 87V86H263ZM250 88V87H249ZM256 88H254L253 90H250L251 92L253 91V95H255V93L256 92H254V90H255ZM263 89V90H262ZM256 90H258V89H256ZM120 92V91H119ZM245 92V91H244ZM47 93V94H48ZM103 93V92H102ZM108 93V92H107ZM243 93V92H242ZM258 93V92H257ZM257 93H256V95H257ZM261 93H260V98L262 97V95H261ZM115 94V96H119V94L118 95H116L117 94V91L114 93ZM248 94V93H247ZM246 94V95H247ZM249 94H250V92H249ZM40 95V96H41ZM67 95V96H68ZM93 95H96V94H93ZM92 95V96H93ZM137 96L139 95V93L138 94H136ZM145 94H143V96H144ZM243 95V94H242ZM90 96V95H89ZM90 97V98H93V97ZM98 97V99H99V95H97ZM102 96H104V95H102ZM101 96V94H100V99H102L103 97ZM106 96H108V95H106ZM110 96V95H109ZM264 96V95H263ZM29 97V98H28ZM36 97V96H35ZM112 97V96H111ZM136 97V96H135ZM139 98V100L141 99V95H139L138 96ZM242 97V96H241ZM245 99H246V101H251L252 99H254L253 98V96H252V99H251V95L249 96H243ZM243 97H242V99H243ZM250 97V99L251 100H249L248 98ZM258 97V96H257ZM90 98H87L86 99V101H92V100H94V99H90ZM95 98V97H94ZM97 98H95V100L97 99ZM118 98V97H117ZM144 98V97H143ZM264 98V97H263ZM107 99V98H106ZM109 100H110V98H108ZM241 99V100H242ZM244 99V100H245ZM259 99V98H258ZM43 100V101H44ZM94 100V101H95ZM139 100H135L134 99V101L131 103L132 104V106L131 105H129V106H131L128 110H130V112H132V116H134V121H126V122H124V123H126L127 125H130L131 124V122H133V124H131V125H139L140 127H142V128H144L145 127V129H146V127H148L149 126V124H153V125H156V127H157V125L158 124H156V122H155V124L154 123H152V122H148V121H146V120H148L147 118L150 116V112H152L151 110H147V109H145L144 108V111H145V113L142 111V115H141V113H138L139 111H137V110H135L136 109V107L138 106L137 104L135 105V103H138L139 104V102H141V101H139ZM264 100V99H263ZM263 100H261V101H263ZM43 101H42V103H43ZM119 101H120V98H119ZM49 102V101H48ZM83 102H85V101H83ZM115 102V101H114ZM131 102V101H130ZM239 102H240V100H239ZM248 102H247V106H249V105H251L252 103L251 102H249V105H248ZM256 102V101H255ZM85 103H87V102H85ZM84 103V104H85ZM119 103V102H118ZM117 103V104H118ZM246 103V102H245ZM251 103V104H250ZM258 103H260V102H258ZM51 104V103H50ZM91 104V103H90ZM134 104V105H133ZM254 104V103H253ZM252 104V108H257L256 106V104L255 105H253ZM57 105V104H56ZM110 105V104H109ZM113 105V104H112ZM240 105V104H239ZM258 105H260V104H258ZM0 106V107H1ZM55 106V105H54ZM126 106H128V105H126ZM136 106V107H135ZM216 106H218V105H216ZM220 106V105H219ZM226 106V105H225ZM225 106H224V108L223 109H225ZM236 105H232V106H230V111L231 110H233L234 109V107H235ZM246 106V107H247ZM255 106V107H254ZM95 107V106H94ZM94 107H92L93 109H94ZM207 107V106H206ZM205 107V108H206ZM211 106H209V108H210ZM228 107V106H227ZM264 107V105L262 106V104L260 105V107L259 108H263ZM55 108H56V106H55ZM57 108H58V106H57ZM91 108V109H92ZM103 108V107H102ZM102 108H100L101 109V111L103 110V112L104 111H106V110H109V108L110 107H108L107 109L106 108H104V109H106V110H104V109H102ZM114 108H115V106H114ZM125 108V107H124ZM127 108V107H126ZM139 108V107H138ZM221 108V107H220ZM220 108H218V107H216V109H219L220 110ZM249 108H251V107H249ZM248 108V109H249ZM259 108H257V109H259ZM35 109H37V111L39 110L38 108H35ZM47 109V108H46ZM49 109V108H48ZM47 109V110H48ZM50 109H52V108H50ZM49 109V110H50ZM53 109H54V107H53ZM87 109V111L88 112H90V111H92V112H94V111H96L97 112V110L99 109H97V107H96V109L93 111V109L92 110H88V108H86ZM100 109L98 110V112H100ZM110 109H112V108H110ZM222 109V110H223ZM227 109V108H226ZM236 109V108H235ZM234 109V110H235ZM252 110L253 111V113H254V111L256 110ZM55 110V109H54ZM123 110V109H122ZM127 110V109H126ZM128 110H127V112H128ZM210 110H213V108L211 107L210 108ZM218 110V111H219ZM228 110V109H227ZM251 109H249V113L251 112L252 113V111H250ZM261 110V109H260ZM264 109H262V111H263ZM37 111H34L33 110V113L34 112H37ZM44 111V110H43ZM46 111V110H45ZM44 111V113H46ZM57 111H58V109H57ZM62 111V109L61 110H59V113ZM76 111H78V110H76ZM75 111V112H76ZM85 111V110H84ZM83 111V112H84ZM87 111H85L83 114H85V115H87L86 114V112ZM113 112H114V109L112 110ZM136 111V112H135ZM205 111H207V109L205 110ZM208 111H209V109H208ZM217 111V110H216ZM243 111V110H242ZM262 111H260V112H262ZM42 111H39L37 114H35V115H33V116H35L36 117V115L37 116H39V113H41ZM48 113H46V118H50L49 117V115L51 116V114H52V112L49 114V111H47ZM55 112V111H54ZM64 112H65V109H64ZM79 112V111H78ZM80 112H82V111H80ZM97 112V113H98ZM119 112V111H118ZM125 112V111H124ZM126 112V113H127ZM134 112L135 113H137L138 114V116L139 117H141V118H143L142 120H141V118H139L138 116H137V114L135 115L134 114ZM210 112V111H209ZM227 112V111H226ZM225 112V113H226ZM229 112V111H228ZM233 112V111H232ZM235 112V111H234ZM244 112H245V110H244ZM247 112V111H246ZM259 112V110L257 111H255V114L256 113H258ZM264 112V111H263ZM63 113V112H62ZM62 113H60V114H62ZM73 113H74V111H73ZM96 113V114H97ZM102 113V112H101ZM122 113V112H121ZM125 113V114H126ZM187 113V112H186ZM185 113V114H186ZM212 113V111L210 112V114ZM224 113V114H225ZM238 113V112H237ZM42 114V113H41ZM49 114V115H48ZM56 114V113H55ZM63 114H65V113H63ZM75 114H77L78 115V113H74L73 115H74V117L75 116H77V115H75ZM80 114V113H79ZM94 113H91L90 114V116H96L95 114L93 115ZM106 114V113H105ZM113 114V113H112ZM119 114H120V112H119ZM144 114V115H143ZM220 114H221V112H220ZM243 114V113H242ZM1 115V114H0ZM8 115V114H7ZM10 116H11V114H9ZM8 115V116H9ZM44 115V114H43ZM43 115H40V118H42L41 116H43ZM56 115H58V114H56ZM66 115V114H65ZM89 115V114H88ZM108 115V114H107ZM115 115V114H114ZM113 115V116H114ZM121 115V114H120ZM191 115V114H190ZM212 116H213V114H211ZM233 115L234 114H232V117H233ZM240 115V114H239ZM248 115V114H247ZM263 115V114H262ZM60 115H58V117H59ZM89 116V117H90ZM118 116L119 115H117V119H118ZM122 116H124V115H122ZM135 116H136V118H135ZM189 116V115H188ZM249 116V115H248ZM25 117V116H24ZM88 117V116H87ZM191 117H192V115H191ZM222 117V116H221ZM231 117V119L232 120H234L233 118L235 117V115H234V117L232 118ZM242 117V116H241ZM250 117V116H249ZM91 118V117H90ZM93 118V117H92ZM91 118V119H92ZM115 118V119H116ZM121 118V117H120ZM125 118V117H124ZM126 118H129V116L127 117L126 116ZM125 118V119H126ZM246 118V117H245ZM259 118V117H258ZM257 118V119H258ZM263 118H264V116H263ZM33 119V118H32ZM43 119H44V116H43ZM135 119L136 120H138V122H135ZM140 119V120H139ZM192 119V118H191ZM221 119V118H220ZM248 119V118H247ZM34 120L35 121H27V123L29 122L31 125H30V127H36V129L37 130H39L38 129V127H39V125H40V129H42L41 127H44L43 126V124L44 125H47V123L51 120L52 121V118L49 120V121H47V120H42V122H36V119L34 118ZM40 120V119H39ZM203 120V119H202ZM235 120H236V118H235ZM234 120V122L236 123V121H238V119L235 121ZM241 120V119H240ZM47 121V122H46ZM156 121V120H155ZM158 121V120H157ZM205 121V120H204ZM222 121V122H221ZM219 120L218 121V125H217V127H218V129L220 130V131H222L223 129H225V130H223L224 131V134L226 135V131H227V129H228V131H229V128H230V130L232 129L231 128V126L232 127H234V122L232 123V121H229L228 123H230L229 125H230V127H228V128H226L228 125V123L227 124H225L226 122L222 119V120ZM224 121V122H223ZM243 121V120H242ZM249 121H251V118H250V120ZM262 121V120H261ZM33 122V123H32ZM45 122H46V124H45ZM55 122V121H54ZM75 123H74V125H79V128L77 129V131H76V134H78V132L79 131H81L80 129H81V126H80V123H82V122H80L79 123V121H78V124H77V121H74ZM193 122V121H192ZM191 122V123H192ZM206 122V121H205ZM8 124L10 123V122H7ZM50 123V122H49ZM112 123H114V122H112ZM135 123V124H134ZM163 123V122H162ZM207 123V122H206ZM216 123V122H215ZM243 124H244V122H242ZM247 123V122H246ZM250 123V122H249ZM263 123V122H262ZM5 124V126H7L6 125V123H4ZM11 124H13V123H11ZM10 124V125H11ZM117 124H121V125H123V121L121 120V122L119 121V122H115L113 125H110V126H112V128L111 129H113V128H115V126H116V131H117V129L118 128H121L120 126L119 127H117ZM125 124V125H126ZM193 124V123H192ZM192 124H191V126H192ZM239 124V123H238ZM251 124H253L252 122H251ZM251 124H248L247 123V125L250 127L251 126ZM259 124V123H258ZM20 125H22V124H20ZM19 125V126H20ZM23 125H25V123H23ZM52 125H53V122H52ZM124 125V126H125ZM153 125H150V126H153ZM199 125V124H198ZM226 127H225V126ZM4 126V127H5ZM114 126V127H113ZM123 126V127H124ZM150 126L148 127V129L150 128ZM164 127H165V125H163ZM194 126V125H193ZM207 126V125H206ZM210 126V125H209ZM212 126V125H211ZM214 126V125H213ZM236 126H237V124H236ZM235 126V128H237ZM255 126V125H254ZM253 126V127H254ZM260 126V125H259ZM264 126V125H263ZM11 127H13V126H11ZM10 127V128H11ZM29 127V129H31ZM128 127V126H127ZM135 127V126H134ZM140 127H136V128H140ZM156 127H155V131H157L156 130ZM168 126H166V128H167ZM180 127V126H179ZM225 127V128H224ZM244 127V126H243ZM256 127V126H255ZM5 128H7V127H5ZM9 128V127H8ZM9 128V129H10ZM46 127H44V129H45ZM48 129H49V127H47ZM84 128V127H83ZM141 128V129H142ZM169 128V127H168ZM171 128V127H170ZM174 128H176L177 129V127H174ZM174 128H172V130H174ZM208 128V127H207ZM212 128V127H211ZM216 128V127H215ZM234 128V129H235ZM245 128H247V127H245ZM12 129V128H11ZM140 129V130H141ZM151 129V128H150ZM152 129H153V127H152ZM151 129V130H152ZM158 129V128H157ZM159 129H160V127H159ZM164 130H165V128H163ZM250 128H248V130H249ZM5 130V129H4ZM7 130V129H6ZM14 130V129H13ZM26 130H28V127H27V129ZM43 130V129H42ZM114 130V129H113ZM118 130H120V129H118ZM121 130H122V128H121ZM128 130V129H127ZM147 130V129H146ZM215 130V129H214ZM253 128H252V131H251V133L253 134ZM256 130V129H255ZM9 131V130H8ZM19 131H21V130H19ZM35 131V130H34ZM55 130L53 129V130H51L50 132L53 134L51 137L52 138H49V141L47 142H45L43 139H41L40 137L41 136H39L38 135V133H37V135H36V132H33L32 134H34V135H31V133L30 132H32V130L29 132V135L30 136H28V134L25 136L24 135V137L22 136H20V138L19 139H17V140H9L10 141V143H11V141H13L14 142V144H13V149H10L11 147H10V145H9V143H8V145L6 144V143H4V144H6V145H4V150H5V146H8V149L7 150H11L10 152L9 151H7L6 150V152L4 151V150H2V151H0V160L2 161V163H5V164H7L6 166H11L12 168V170L10 169V167H9V171L7 172V170H5V167H2V168H4V169H1V164H0V175H3L5 172H7V173H9V174H11L12 172H16L18 169H20L21 167H25V168H23V170H25V169H27V167H29L28 168V170L30 169V167L32 166H35V167H37V170H36V168H35V170L36 171H38V167L40 168V164H43L44 166H50V168L49 169H46V171L47 172H45L46 173V175H44L45 173H44V171H45V168L43 167V166H41L42 168H44V170H42L41 168H40V171H43L42 172V176H43V178H42V181H43V183L41 184V182L40 181H38L41 185H43V188H41L40 190H38V192H35L34 193V190L33 189H36V188H38V185L36 186V184L33 182V184L35 185V187H34V185L31 183V180H32V178H31V180H30V182L28 181V179L26 180V183H28L29 182V185L30 184H32V185H30V186H28V185H24L23 183V187H15V189L16 190H12V192L10 191V193H11V195L8 193L7 195H10V197L12 196V197H15V196H17L18 195V192H17V189H18V191L20 190L21 191V193H19L22 197H20V195L19 196H17V197H15V198H13V199H15V200H13L12 199V197H11V201H5V202H3V203H0V230L2 231H0V255H3V254H6V255H8V256H10V259L9 260H12L13 261V259H11V256L12 255H14L15 253L16 254H18L17 252H21V253H26L27 254V252H29V250L31 249V247H32V238H33V240H34V238H37V240L39 239V238H42L45 242H47V240L48 239H52L53 240V238L54 237H57V235L60 233V232H62V230H66L67 231V233L69 232V233H74V232H76V233H78V231L80 230V228L84 225V226H86V227H83L84 228V230H85V228H86V230L88 231V228H87V226H88V224H90L91 222L92 223H95L96 224V222L98 223V225H99V223H100V219L103 217L104 218V216L108 213H110V212H107L106 214H105V208L108 206L109 207V209H111V212H114V213H119V214H114V213H111V214H113V215H118V216H121V215H123V213H122V211H123V209H128V208H130V211H129V214H128V219H130V220H132V221H130L131 222V224H132V229L131 230H133V229H136V230H139V232H140V234L141 233H144V231L147 229L148 230V228L150 227V226H152V228H153V225H157L158 223V226H156V228L157 227H160L159 225H160V222L159 221H164V222H167L168 221V219H172L173 218V215H174V213L176 212H178V213H180V215L181 214H184V216L187 218V220H188V222H189V224L190 225H193V226H197V224L198 223H196L195 221H197V222H200L201 223V221H203V219H202V216L204 215H202L201 217H200V214L198 213V212H195V213H193L197 218H195V216H193L192 217V210H194V209H192V207L190 208L189 206L190 205H185L184 206V204H183V201L184 202H186V201H189V202H192V198H193V196L194 197H196V196H200V195H204V191L205 192H207V193H209V194H211L212 195V191H210V190H207L206 188H199V186H196L194 183H192V180H190L191 178L194 180L195 178V176L194 177H192L193 176V174L195 173V171H192L193 169L195 170V168H194V165H195V167H201V169H197V171L196 172H203V171H205L206 169H205V167L207 168L208 166H205L204 167V164L206 165V163H204V162H202V161H204L206 158V156L203 158L202 157V154H200V153H198V151H197V153L198 154H196V153H194V152H192V150H186L189 146H190V143L189 144H186V146L187 145H189L187 148H186V146H184V148H182L181 147V142L179 141L180 139H181V137L180 136H175L174 138L175 139H177V138H179V140L177 139V141H179L178 143L179 144H181L180 146H177L176 147V149H175V152L172 150V148H173V146H172V144H173V140L171 139V137H169L170 135H172L171 134V132H169L170 133V135L169 134H167V132L165 133V132H162V134L163 133H165V134H163V136L162 135H160L159 133L161 132L160 130V132L158 133L159 134V138L158 137H153V138H147L148 140H147V142L148 143H150V145L151 144H157V143H161V144H163V146H162V148H163V151H158V149L159 148H157L156 150H154V152H155V154L153 153L152 154V156L151 157H148L149 159H144V160H142L141 158L142 157H139L140 156V154H139V156H138V158L136 157L137 155H136V153H135V151H133L132 149H130V148H135L134 147V145H133V147L131 146L129 149L131 150H129V151H126V150H128V148L126 149V147L124 148L123 146H122V144L124 143V140L123 139H125V138H123V136H122V138L120 139V138H118V140H115L117 137H119V135H122L121 134V132H120V134L118 135V136H112V134L115 132V130L113 131V133L110 135V137L112 136V137H114V138H112V139H114V141H110L111 143L113 142V146H115L114 148H112V146H107L106 145V143H107V139L105 138L104 139V137L103 136H101V137H103V138H100L99 137V139H97V140H94L93 141V143H95L96 142V144L95 145H93L94 147H91V149L89 148V149H87L88 151H87V153L86 152H84L85 150L84 149H82V150H84V151H82L81 149H80V147L81 146H83V144L81 145V138H84V137H81L82 135L80 134L81 132H79V134L81 135V136H78V135H76V136H64L63 138H61L60 136V131L58 132L57 130L54 132ZM83 131V130H82ZM87 131V130H86ZM112 131V130H111ZM110 131V132H111ZM129 131V130H128ZM154 131V130H153ZM170 131V130H169ZM216 131V130H215ZM235 131V130H234ZM233 131V132H234ZM241 131V130H240ZM239 131V133H241ZM38 132V131H37ZM40 132V131H39ZM47 132H49V131H47ZM124 132H126V131H124ZM133 132V131H132ZM141 132H143V131H141ZM148 132V131H147ZM146 132V133H147ZM175 132V131H174ZM232 132V131H231ZM256 132H257V130H256ZM4 133V132H3ZM3 133H1V134H3ZM6 133V132H5ZM8 133V132H7ZM28 133V132H27ZM42 133H43V131H42ZM45 131H44V134H42V135H45ZM129 133V132H128ZM153 133V132H152ZM155 133V132H154ZM183 133V132H182ZM235 133H238V131L236 130L235 131ZM50 134V133H49ZM84 134V133H83ZM87 134V133H86ZM127 134V133H126ZM130 134H133V133H130ZM155 134H157V132L155 133ZM176 134V133H175ZM229 134V133H228ZM249 134H250V132H249ZM255 134H257V133H255ZM255 134H253V135H255ZM261 134V133H260ZM20 135V134H19ZM60 135V136H59ZM168 135V136H167ZM174 135V134H173ZM243 135V134H242ZM252 135V136H253ZM48 136V135H47ZM85 136V135H84ZM132 136V135H131ZM153 136H154V134H153ZM204 136V135H203ZM232 136V135H231ZM43 137H46V135L45 136H43ZM48 137H50V135L48 136ZM60 137V138H59ZM147 137V136H146ZM177 137V138H176ZM201 137V136H200ZM221 137V136H220ZM223 137H224V135H223ZM227 137H228V135H227ZM226 137V138H227ZM247 137V136H246ZM254 137V136H253ZM252 137V138H253ZM6 138V137H5ZM40 138V139H39ZM129 138V137H128ZM194 138V137H193ZM85 139V138H84ZM111 139V138H110ZM141 139V138H140ZM143 140L145 139L144 137L142 138ZM141 139V140H142ZM158 139V140H157ZM183 139H184V137H183ZM183 139H181V141L183 140ZM188 139V138H187ZM190 139V138H189ZM228 139V138H227ZM234 139H236V138H234ZM241 139V138H240ZM264 139V138H263ZM263 139H261V141L263 140ZM41 140H43V141H41ZM121 142H120V141ZM185 140V139H184ZM183 140V141H184ZM191 140V139H190ZM208 140V139H207ZM219 140V139H218ZM231 140V139H230ZM257 140V139H256ZM259 140V139H258ZM257 140V141H258ZM3 141H5L4 139H3ZM8 141V142H9ZM117 143H116V142ZM123 141V142H122ZM150 141V142H149ZM189 141V140H188ZM197 141V140H196ZM260 141V140H259ZM125 142H126V140H125ZM146 142V141H145ZM146 142V143H147ZM191 142H192V140H191ZM199 142V141H198ZM213 142V141H212ZM229 142V141H228ZM66 143H68V145L70 146H68V145H66V146H68L70 149L69 150H67V151H69V152H59V153H57V151H58V149H56L57 147H58V145H60L61 144V146L64 144H66ZM122 143V144H121ZM178 143H176V144H178ZM187 143V142H186ZM201 143V142H200ZM220 143V142H219ZM260 143V142H259ZM30 144H34L32 147H30ZM103 144H105V145H103ZM127 144V143H126ZM125 144V145H126ZM143 144V143H142ZM141 144V145H142ZM160 144V145H161ZM175 144V143H174ZM205 144V143H204ZM228 144V143H227ZM261 144V143H260ZM263 144V143H262ZM11 145H12V143H11ZM63 145V146H64ZM90 145V144H89ZM109 145V144H108ZM148 145V144H147ZM206 145V144H205ZM256 145V144H255ZM62 146V147H63ZM108 148H107V147ZM120 146V148L121 147H123L124 149H121V150H123L124 152H117V147H119ZM136 146V145H135ZM197 146V145H196ZM201 146V145H200ZM231 146V145H230ZM67 147V148H68ZM128 147H129V145H128ZM160 147V146H159ZM175 147V146H174ZM181 147L182 149H179V148ZM209 147V146H208ZM228 147V146H227ZM226 147V148H227ZM262 147V146H261ZM260 147V148H261ZM31 150H30V149ZM33 148V149H32ZM64 148V147H63ZM80 149L81 150V152L80 151H77L76 149ZM85 148V147H84ZM87 148V147H86ZM156 148V147H155ZM202 148V147H201ZM214 148V147H213ZM219 148V147H218ZM262 148H264V146L262 147ZM56 150V153L55 154H53L54 152H52L51 153V151H54V150ZM115 149H116V152H115ZM126 149V150H125ZM179 149V150H178ZM220 149V148H219ZM231 149H233V148H231ZM134 150H136V149H134ZM161 150V149H160ZM183 150H184V152H183ZM203 150H204V148H203ZM229 150V149H228ZM250 150H251V148H250ZM138 151V150H137ZM136 151V152H137ZM158 151V152H157ZM201 151V150H200ZM244 152H245V150H243ZM249 151V150H248ZM133 152L135 153V154H133ZM157 152V153H156ZM205 152V151H204ZM251 152V151H250ZM142 153H145V152H142ZM210 153V152H209ZM138 154V153H137ZM195 154V155H194ZM207 154V153H206ZM218 154V153H217ZM256 153H254V155H255ZM29 155V156H28ZM243 154H241V156H242ZM248 155V154H247ZM250 155V154H249ZM257 156H258V154H256ZM262 155V154H261ZM23 156H24V158H23ZM26 156H28V157H26ZM115 156V157H114ZM204 156V155H203ZM246 156V155H245ZM30 157V158H29ZM195 157V159L197 158L199 161H196L195 162V160H194V162H195V164H194V162H193V159L192 158H194ZM202 159H204V160H201V158ZM237 157V156H236ZM243 157V156H242ZM241 157V158H242ZM252 157V156H251ZM23 158V159H22ZM85 158H90L91 160H94V162H96V164L98 165V167H99V169H96V170H99V171H93V170H89L88 169V167H87V165L89 164V160H85ZM137 158V159H136ZM209 157L207 156V159H208ZM212 159H213V155H212V157H211ZM218 159H219V157H217ZM260 158V157H259ZM141 159V160H140ZM212 159H211V161H212ZM222 159H223V156H222ZM243 159V158H242ZM250 159V158H249ZM134 162H133V161ZM208 160H210V159H208ZM214 160H215V158H214ZM228 160V159H227ZM235 160V159H234ZM253 160H255V159H253ZM207 161V160H206ZM226 161V160H225ZM233 161V160H232ZM87 162V163H86ZM91 162V161H90ZM132 162V163H131ZM197 162H198V164H197ZM201 164H200V163ZM215 162V161H214ZM221 162V161H220ZM129 163H131V164H129ZM133 163H135V164H133ZM204 163V164H203ZM208 163V162H207ZM231 163H233V162H231ZM250 163V162H249ZM254 163V162H253ZM5 164H2V165H5ZM87 164V165H86ZM128 164V165H127ZM132 164H133V166H132ZM196 164H197V166H196ZM221 164V163H220ZM243 164H245V162L243 163ZM248 164V163H247ZM262 164V163H261ZM81 165H85L84 167H86V170H89V172L88 171H85V170H83V167L81 166ZM131 165V167H129L128 168V166H130ZM192 167H191V166ZM257 165V164H256ZM96 166V165H95ZM125 166H127V167H125ZM190 166V167H189ZM248 166V165H247ZM246 166V167H247ZM254 166V165H253ZM31 167V168H32ZM93 167V166H92ZM217 167V166H216ZM220 167V166H219ZM232 167V166H231ZM248 167H250V164H249V166ZM91 168V167H90ZM167 168V169H166ZM229 168V167H228ZM254 168V167H253ZM33 169V168H32ZM31 169V170H32ZM92 169V168H91ZM205 169V170H204ZM218 169V168H217ZM264 168H262V170H263ZM22 170V168L20 169V171ZM192 172H191V171ZM246 170V169H245ZM247 170H250L251 171V169H247ZM259 170V169H258ZM261 170V169H260ZM39 171V172H40ZM213 171V170H212ZM219 171V170H218ZM249 171V172H250ZM23 172V171H22ZM29 173H31L32 174V172H34V169L32 170V172L31 171H28ZM184 172V173H183ZM194 172V173H193ZM254 172V171H253ZM7 173H5L6 175H7ZM23 173H25V172H23ZM27 173V172H26ZM25 173V174H26ZM176 173V174H175ZM180 173V174H179ZM186 173H187V175H186ZM189 173H190V175H189ZM192 173V174H191ZM213 173V172H212ZM4 174V175H5ZM9 174H8V177L7 176H4L3 175V177H7L5 180V182L7 183V182H9L8 180L10 179L9 178ZM17 174H18V171L16 172V176H17ZM22 174V173H21ZM172 174H174L176 177H177V175H180L181 176V174H182V176L181 177H183L182 179H181V177L180 176H178V179H176V180H174V179H172V178H174L173 176H172ZM183 174L185 175V176H183ZM198 174V173H197ZM211 174V173H210ZM247 174V173H246ZM249 174V173H248ZM254 174V173H253ZM259 174H260V172H259ZM11 175H14L13 173L11 174ZM27 175V174H26ZM30 175V174H29ZM28 175V176H29ZM48 175V176H47ZM189 175V176H188ZM225 175V174H224ZM252 175V174H251ZM15 176V175H14ZM23 176V175H22ZM48 178H47V177ZM186 176H187V178H186ZM190 176H191V178H190ZM12 177V176H11ZM44 177H45V180H44ZM239 177V176H238ZM241 177V176H240ZM250 177V176H249ZM9 178V179H8ZM13 178H15V177H13ZM19 178V177H18ZM25 178V177H24ZM27 178V177H26ZM30 178V177H29ZM188 178H190L189 180L191 181V182H189L190 184L188 185V182L187 181H185L186 179L188 180ZM217 178V177H216ZM8 179V180H7ZM17 179V178H16ZM21 179V178H20ZM47 179V180H46ZM181 179V180H180ZM21 180H23V179H21ZM34 180V179H33ZM32 180V181H33ZM196 180V179H195ZM194 180V181H195ZM240 180V179H239ZM238 180V181H239ZM263 180V179H262ZM4 180H1L0 182L2 183ZM20 181V180H19ZM168 181H171V183L170 182H168ZM178 181V182H177ZM181 181V182H180ZM184 181V182H183ZM230 181V180H229ZM228 181V182H229ZM264 181V180H263ZM262 181V182H263ZM24 182V181H23ZM46 183V185H47V183L49 184L48 186H49V188H50V186H52L51 188H50V192H48V191H46V190H48L47 188L48 187H46V186H44L45 185V183ZM51 183V185H50V183ZM182 183V184H184V183H186L187 182V185L188 186H185V188H184V186L182 185V184H180V183ZM240 182V181H239ZM0 183V184H1ZM198 183V182H197ZM218 183V182H217ZM216 183V184H217ZM220 183V182H219ZM236 183V182H235ZM259 183H261V182H259ZM53 184V185H52ZM193 184V185H192ZM8 184H6V185H3V186H1L0 185V189H5V188H7V189H5V190H3L4 192L6 191V190H8L9 188H8V186H7ZM185 185V184H184ZM198 185V184H197ZM222 185V184H221ZM239 185V184H238ZM40 186V185H39ZM202 186V185H201ZM28 187H30V188H28ZM40 187H42V186H40ZM39 187V188H40ZM45 187H46V189H45ZM212 187V186H211ZM210 187V188H211ZM249 187V186H248ZM263 187V186H262ZM20 188V189H19ZM38 188V189H39ZM184 188V189H183ZM224 188V187H223ZM230 188V187H229ZM235 188H236V186H235ZM238 188V187H237ZM240 188V187H239ZM258 188V187H257ZM256 188V189H257ZM10 189H12V188H10ZM25 190V192H26V195H24L23 193H22V190ZM166 189L168 190L169 189V191L170 192H168V191H166ZM186 189V193H184V190ZM208 189H209V187H208ZM231 189V188H230ZM253 189V188H252ZM224 190V189H223ZM259 190V189H258ZM258 190H256V191H258ZM263 190V189H262ZM215 191H216V189H214V192H213V194L215 193ZM217 191H218V189H217ZM226 191V190H225ZM17 192V193H16ZM169 193V195L167 196V197H165L166 196V194L165 193ZM235 192H237V190H235ZM16 193V194H15ZM172 193H173V195H172ZM175 193V194H174ZM201 193H203V194H201ZM217 193V192H216ZM215 193V194H216ZM0 194H1V192H0ZM206 194V193H205ZM221 193H219V195H218V193L216 194L217 196H218V198L220 199L219 201H221V207H219L220 209H221V212H217L218 213V216H219V214L220 213H222L223 214V220L222 219H220V220H222V222L223 221H225L226 220V222H227V219H226V217H228V213H229V210L232 212V210L233 211H237V212H240V208L238 207V206H240L239 204H237L236 203V206H235V203H231V201L232 200H230V204H229V206L228 207H233L232 209L231 208H226V207H224V205H223V201H224V197H223V199H222V194L220 195ZM256 194H257V192H256ZM264 194V193H263ZM37 195H39V197L40 198H42V199H37ZM196 195V196H195ZM208 195V194H207ZM255 195V194H254ZM105 196V197H104ZM106 196H107V200L108 201H106ZM169 196H171L170 197V199H168V197ZM173 196H175L174 198H173ZM217 196H215L214 195V197H217ZM224 196V195H223ZM235 196V195H234ZM233 196V197H234ZM253 196V195H252ZM4 197V196H3ZM7 198L6 199H8V198H10L9 196H6ZM231 197V196H230ZM233 197H232V199H233ZM17 198H21V200H19V199H17ZM103 198H105V201H106V203L104 202V200H103ZM165 198H167V201H166V199ZM172 198L173 199H175V204L173 203H171V201H172ZM197 198V197H196ZM227 198V197H226ZM225 198V199H226ZM229 198V197H228ZM264 198V197H263ZM262 198V199H263ZM6 199H4V200H6ZM165 201H164V200ZM208 199V198H207ZM230 199V198H229ZM228 199V200H229ZM13 200V201H12ZM16 200H19V201H16ZM186 200V201H185ZM16 201V202H15ZM263 201V200H262ZM1 202V201H0ZM232 202H236V199H235V201L233 200ZM257 202H259L258 200H257ZM194 203H196V202H194ZM220 203V202H219ZM256 203V202H255ZM260 203V202H259ZM258 203V204H259ZM188 204H190V203H188ZM218 204V203H217ZM234 205V206H231V205ZM103 205H107L104 209H103ZM172 205H175V207L174 206H172ZM192 205V204H191ZM219 205V204H218ZM226 205H227V203H226ZM225 205V206H226ZM260 205V204H259ZM194 206H195V204H194ZM193 206V207H194ZM201 206V205H200ZM200 206H198L199 208H200ZM250 206V205H249ZM126 207H128V208H126ZM187 207H189V208H187ZM202 208V207H201ZM219 208H217V209H219ZM118 209H120L119 211H121V209H122V211L121 212H117V210ZM192 209V210H191ZM205 209V208H204ZM260 209V208H259ZM108 210V209H107ZM124 210V213L127 211H125ZM239 210V211H238ZM255 210V209H254ZM110 211V210H109ZM195 211V210H194ZM199 211H201V209L199 210ZM209 211V210H208ZM217 211V210H216ZM128 212V211H127ZM134 212H136L135 214H134ZM202 212H203V208H202ZM204 212L206 213V215H204L203 217H205L206 218V216H207V211H206V209L204 210ZM203 212V213H204ZM215 212V211H214ZM264 212V211H263ZM262 212V213H263ZM120 213H121V215H120ZM198 213V215H196ZM201 213V212H200ZM217 213H216V215H217ZM108 214L106 215V216H108ZM202 214V213H201ZM260 214V213H259ZM104 215V216H103ZM176 215V214H175ZM178 215V214H177ZM209 215V214H208ZM211 215H213V216H215L214 215V213L213 214H210V216ZM212 216V218H216V217H213ZM218 216H217V218H218ZM122 217V220H123V216H121ZM220 217V216H219ZM102 218V219H103ZM177 217H175V219H176ZM202 219L201 221L199 220V219ZM212 218H210V221H211V224H210V226L212 225ZM217 218H216V220H213V221H217L216 222V224L217 223H220V225H221V222H219L218 220H217ZM221 218V217H220ZM235 218V217H234ZM264 218V217H263ZM101 219V220H102ZM194 219H195V221H194ZM207 219V218H206ZM73 220L75 221V220H77L76 222L78 223L77 225H76V228H72V227H70V225H69V223L71 224V222L70 221H72V223H73ZM104 220V219H103ZM126 220V219H125ZM165 220H167V221H165ZM173 220V219H172ZM209 220V218L207 219V220H205V221H208ZM234 220V219H233ZM128 221V220H127ZM205 221H203V222H205ZM210 221H208V222H210ZM231 221V220H230ZM264 221V220H263ZM129 222V223H130ZM156 222V223H155ZM163 222V223H164ZM169 222H170V220H169ZM207 222V223H208ZM68 223V224H67ZM91 223V224H92ZM128 223V222H127ZM152 223H154V224H152ZM225 225H226V223L225 222H223ZM222 223V224H223ZM263 223V222H262ZM262 223H261V232H263L262 231V229L264 228L263 226H262ZM76 224V223H75ZM90 224V225H91ZM130 224V225H131ZM152 224V225H151ZM164 224H166V223H164ZM168 225L167 226H171L170 224H172L173 225V222L171 223L170 222V224L169 223H167ZM177 224V223H176ZM203 224V223H202ZM209 224V223H208ZM207 224V225H208ZM213 224H214V222H213ZM72 225V224H71ZM90 225H89V227H90ZM125 225V224H124ZM199 225V224H198ZM206 225V226H207ZM219 225V224H218ZM218 225H216V227H220V226H218ZM224 225V226H225ZM227 225H228V223H227ZM78 226H81L80 228H79V230H78ZM93 226V225H92ZM161 226H163V224L161 223ZM205 226V225H204ZM209 226V227H210ZM222 226V225H221ZM258 226V225H257ZM260 226V225H259ZM128 227H129V225H128ZM127 227V228H128ZM164 227V226H163ZM214 228L213 229H215V226H213ZM96 228V227H95ZM99 228V227H98ZM124 228H126L125 226L123 227V230H124ZM131 228V227H130ZM129 228V229H130ZM197 228V227H196ZM129 229H127V230H129ZM158 229V228H157ZM156 229V230H157ZM181 229V228H180ZM198 229H199V227H198ZM205 229V228H204ZM209 229V228H208ZM207 229V230H208ZM217 229V228H216ZM257 230H258V228H256ZM83 229L81 228V230L80 231H82ZM84 230H83V233L85 234V233H87L86 232V230H85V232H84ZM126 230V229H125ZM124 230V232H123V234L124 233H126V232H128L127 230L125 231ZM150 231H151V229H149ZM210 230H211V227H210ZM219 230H223V229H219ZM79 231V234L81 233ZM93 231H94V229H93ZM134 231V230H133ZM150 231H149V233H150ZM164 231V230H163ZM201 231V230H200ZM199 231V232H200ZM138 232V233H139ZM206 232V231H205ZM223 232V231H222ZM254 232V231H253ZM66 233V237H67V235H68V237L70 236L71 237V235H69V233L67 234ZM90 233V234H89ZM92 233V230L90 229V231H88V234L90 235V236H88V237H91V236H93L94 234H91ZM119 233V232H118ZM129 233V232H128ZM148 233V232H147ZM147 233L145 232L144 234H146V236H144V238L145 237H147ZM148 233V234H149ZM153 233V232H152ZM157 233V232H156ZM203 233V232H202ZM217 233H218V229H217ZM219 233H220V231H219ZM62 234V233H61ZM78 234V235H79ZM84 234L82 235V233L80 234V235H82V237L84 236ZM204 234V233H203ZM203 234H199V235H203ZM206 234V233H205ZM209 234V233H208ZM223 234V233H222ZM221 234V235H222ZM253 234V233H252ZM263 234H264V232H263ZM74 235V234H73ZM79 235V236H80ZM120 235V234H119ZM125 235H127V234H125ZM150 235V234H149ZM156 235V234H155ZM215 235V234H214ZM257 235L258 234H256V237H257ZM59 236V235H58ZM74 236H76L77 237V235H74ZM123 237H124V235H122ZM128 236V235H127ZM126 236V237H127ZM132 236V235H131ZM142 236V237H143ZM197 236V235H196ZM250 236V235H249ZM259 236L261 237V235L259 234ZM258 236V237H259ZM64 237V236H63ZM73 237V236H72ZM71 237V238H72ZM76 237H75V241L78 239V237H77V239H76ZM82 237H80V239L79 240H82V239H88V238H82ZM130 237V236H129ZM133 237V236H132ZM152 237V236H151ZM194 237V236H193ZM71 238H69V239H71ZM125 238V237H124ZM134 238H136V237H134ZM134 238H133V240H134ZM141 238V237H140ZM139 238V239H140ZM148 238V237H147ZM153 238H154V236H153ZM152 238V239H153ZM162 238V237H161ZM199 238V237H198ZM203 238V237H202ZM202 238H200V239H202ZM263 238H264V236H263ZM17 239V240H16ZM66 239V238H65ZM72 239H74V237L72 238ZM127 239V238H126ZM138 239V240H139ZM141 239H143V238H141ZM149 239H150V241H149ZM165 239V238H164ZM193 239V238H192ZM191 239V240H192ZM235 239V238H234ZM249 239V238H248ZM247 239V240H248ZM257 239V238H256ZM255 239V240H256ZM258 239H261V238H258ZM36 240V239H35ZM41 240V239H40ZM54 240H55V238H54ZM53 240V241H54ZM66 240H68V238L66 239ZM104 240V239H103ZM120 240H121V236H120ZM123 240V239H122ZM121 240V241H122ZM144 240H147L146 238L144 239ZM156 240V239H155ZM153 241L152 240V243H157V242H159L160 244L162 243V242H164L163 241V238H162V241L160 242V241ZM161 240V239H160ZM166 240V239H165ZM43 241V242H44ZM52 241V242H53ZM72 240H69V242H71ZM126 241V240H125ZM148 241L149 242H151V238H148ZM176 241V240H175ZM188 241H189V239H188ZM238 241H240V240H238ZM260 241V240H259ZM258 241V242H259ZM264 241V240H263ZM262 241V242H263ZM55 242V241H54ZM63 242V241H62ZM62 242L60 243L59 241H56L55 243V245H58V246H65L66 245V243L65 244H63L62 245ZM77 242H80V241H77ZM111 242V241H110ZM123 242V241H122ZM178 242V241H177ZM235 242V241H234ZM255 242V241H254ZM145 244L146 243H148V242H144ZM151 243V245H154V244H152ZM175 243V242H174ZM180 243V242H179ZM48 244V243H47ZM68 244V243H67ZM73 244H74V240H73ZM144 244V245H145ZM149 244V243H148ZM160 244H157V247L159 248L160 247V249L159 250H157V251H154L155 250V248H157V247H155L154 248V246L152 247V248H148V247H150V246H148L147 244V248L148 249H153L152 251L151 250H149V251H151L152 252V254H153V252H154V255H152V256H154L153 257V259L154 258H156V259H158V257H160L161 255L160 254H163L162 252H163V248H164V246H163V248H162V246L160 245ZM163 244V243H162ZM258 244V243H257ZM261 244V243H260ZM259 244V245H260ZM150 245V244H149ZM175 244H173V246H174ZM180 245V244H179ZM178 245V246H179ZM181 245H182V243H181ZM185 245V244H184ZM67 246V245H66ZM70 246H71V244H70ZM74 246V245H73ZM87 246V245H86ZM156 246V245H155ZM176 246V245H175ZM177 246V247H178ZM186 246H188V245H186ZM261 246H263V245H261ZM11 248L10 250H8L7 248ZM43 247V246H42ZM110 247V246H109ZM260 247V246H259ZM66 248H68L69 249V251L70 252H72V250H71V247H69V246H67ZM146 248V247H145ZM74 249V248H73ZM161 249H162V252H161ZM185 249V248H184ZM145 250V249H144ZM172 250H173V248H172ZM177 250V249H176ZM5 251H7V252H5ZM46 251V250H45ZM74 252H75V250H73ZM98 251V250H97ZM112 251V250H111ZM158 251H159V253H158ZM264 251V250H263ZM54 252V251H53ZM140 252V251H139ZM147 250H146V252H145V254H147ZM165 252V251H164ZM184 252V251H183ZM260 252V251H259ZM262 252V251H261ZM30 253V252H29ZM149 253V252H148ZM155 253H156V255H160V256H156L155 255ZM257 253V252H256ZM114 254V253H113ZM124 254V253H123ZM131 254H132V252H131ZM140 254V253H139ZM144 254V256H146ZM150 254V253H149ZM148 254V256H146L145 258H144V256H143V261H148L149 262V260H145V259H147V257H150V255ZM222 254V253H221ZM21 255V254H20ZM73 255H74V253H73ZM136 255H138V253L136 254ZM29 256H30V254H29ZM62 256V255H61ZM141 256V255H140ZM151 256V257H152ZM156 256V257H155ZM163 256V255H162ZM250 256V255H249ZM255 256V255H254ZM253 256V257H254ZM260 256V255H259ZM133 257V256H132ZM229 257V256H228ZM233 257V256H232ZM246 257V256H245ZM0 258H1V256H0ZM7 258V257H6ZM27 258V257H26ZM115 258V257H114ZM139 258V257H138ZM142 258V257H141ZM140 258V259H141ZM252 258V257H251ZM258 258V257H257ZM2 259H5V258H2ZM2 259H0V260H2ZM8 259V258H7ZM79 259V258H78ZM134 259V258H133ZM139 259V260H140ZM156 259H154L155 261H156ZM234 259V258H233ZM261 259V258H260ZM6 260V259H5ZM18 260V259H17ZM134 260H136V259H134ZM240 260V259H239ZM4 261V260H3ZM137 261V260H136ZM135 261V262H136ZM141 261V260H140ZM140 261H139V263H140ZM159 260H157V262H158ZM2 262V261H1ZM7 263H8V260L6 261ZM14 262H15V260H14ZM17 262V261H16ZM86 262V261H85ZM148 262H145L144 264H146V263H148ZM153 260L151 261V263L153 264ZM165 262V261H164ZM230 262V261H229ZM12 263V262H11ZM11 263H8V264H11ZM0 264H2V263H0ZM6 264V263H5ZM51 264H52V262H51ZM138 264V263H137ZM141 264V263H140ZM149 264V263H148ZM157 264V263H156ZM162 264V263H161ZM230 264V263H229Z\"/></svg>",
	"mask_w": 264,
	"mask_h": 264
}]
</instances>
